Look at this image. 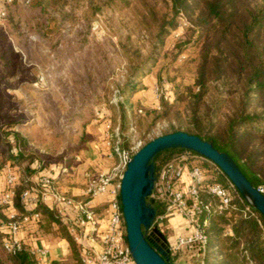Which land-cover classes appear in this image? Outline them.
<instances>
[{"label": "rangeland", "instance_id": "rangeland-1", "mask_svg": "<svg viewBox=\"0 0 264 264\" xmlns=\"http://www.w3.org/2000/svg\"><path fill=\"white\" fill-rule=\"evenodd\" d=\"M2 8L0 54L8 45L12 74L6 76L0 60V92L11 96L10 114L19 116L14 130L24 138L22 161H16L21 174H28L27 164L39 166L58 175L64 188L69 179H83V189L85 171L108 169L114 162L94 157V146L110 150L100 111L119 122L125 147L191 128L199 43L184 13L158 42L159 27L171 17V0H14ZM220 88L210 82L199 114L210 110ZM117 93L121 98L115 102ZM197 157L194 163L213 179V167ZM167 223L160 230L171 239L177 230ZM170 256L172 264H198L186 250Z\"/></svg>", "mask_w": 264, "mask_h": 264}, {"label": "trees", "instance_id": "trees-1", "mask_svg": "<svg viewBox=\"0 0 264 264\" xmlns=\"http://www.w3.org/2000/svg\"><path fill=\"white\" fill-rule=\"evenodd\" d=\"M180 13H184L195 28V41L199 43L193 82L197 90L193 92L190 88L194 99L188 114L191 128L182 131L210 140L215 148L233 158L255 187L264 185V0H171V17L156 34L159 43L176 28ZM6 48L0 60L6 76H10V50L8 45ZM210 82H218L221 88L210 110L199 114V102ZM12 101L11 96L0 92V111L3 106L6 108L0 112V156L10 157V160L0 159V167L8 161L18 165L16 161L20 163L22 160L18 158L24 155L20 146L24 138L14 130L19 116L9 111ZM224 105L225 111H222ZM183 153L198 158L194 152L181 148L164 150L154 159L155 173L164 163ZM202 160L213 167L215 174L206 182L223 183L232 190L234 197L220 212L205 214L209 220L205 227V247L185 250L196 256L198 264H264V217L244 200L215 164ZM25 170L28 174H21L17 187L16 205L20 209L18 196L32 183L38 168H29L27 164ZM154 206L157 215L160 214L162 207L157 200ZM34 210L41 213V221L42 218L46 220L48 229L51 228L49 223L55 222L58 235L69 242L72 262L56 264H81L79 247L54 210L44 205ZM157 228L162 229L161 226ZM0 246V264H38L28 246H23L16 254L5 252L1 232ZM169 261L172 263L171 256Z\"/></svg>", "mask_w": 264, "mask_h": 264}, {"label": "built area", "instance_id": "built-area-1", "mask_svg": "<svg viewBox=\"0 0 264 264\" xmlns=\"http://www.w3.org/2000/svg\"><path fill=\"white\" fill-rule=\"evenodd\" d=\"M13 1L0 0V18L5 15L2 5ZM115 97L121 98V95H114L117 102ZM96 115L103 119V139L110 149L107 156L114 162L109 169L89 177L81 198L63 190L57 183L58 175L37 170L32 183L18 196L20 209L16 205L20 168L10 161L0 167V232L5 252L16 254L26 246L20 232L40 222L41 213L34 209L44 205L54 210L55 216L67 227L79 247L81 264H135L127 243L119 188L122 173L140 146L124 147L119 122L114 124L101 111ZM194 162L193 156L183 153L164 163L155 173L151 197L160 203L162 212L156 213L153 224L162 227L174 215L180 218L182 226L173 238H167L170 254L185 249H203L207 241L205 227L209 221L205 214L220 212L234 197L232 190L224 184L206 182V170ZM257 189L264 194V185ZM99 198L103 200V213H98L95 208ZM29 249L38 264L46 260L45 247Z\"/></svg>", "mask_w": 264, "mask_h": 264}, {"label": "water", "instance_id": "water-1", "mask_svg": "<svg viewBox=\"0 0 264 264\" xmlns=\"http://www.w3.org/2000/svg\"><path fill=\"white\" fill-rule=\"evenodd\" d=\"M181 148L215 164L244 200L264 217V194L242 172L233 158L210 140L182 130L158 135L131 156L120 180V201L127 243L135 264H172L167 238L153 224L156 216L151 197L155 181V157L164 150Z\"/></svg>", "mask_w": 264, "mask_h": 264}, {"label": "crops", "instance_id": "crops-1", "mask_svg": "<svg viewBox=\"0 0 264 264\" xmlns=\"http://www.w3.org/2000/svg\"><path fill=\"white\" fill-rule=\"evenodd\" d=\"M96 147V155L95 160L103 158V156L108 157L106 152L100 151L97 146ZM110 158V157H108ZM95 160H93L95 162ZM111 161V160H110ZM96 163V162H95ZM112 164V161L111 163ZM109 164V165H110ZM112 165H110L111 167ZM109 167V168H110ZM108 168V169H109ZM106 170L105 168L96 169L94 172L85 171L83 173L84 181L89 179V177H95L98 172ZM34 176V175H33ZM81 180L78 179H69L70 185L68 188H64V186L60 185L59 178L57 179L58 185L65 190L68 194L74 196L75 198H81L82 188H80L79 183ZM102 198H99L95 202V208L98 213H103V202ZM45 218V217H44ZM180 218L178 216H170L167 220V225L170 228H174L177 232L181 229ZM46 220L42 218L37 224H31L27 226L24 230L20 232V236L24 239L26 246L29 248L36 247H45L47 249V258L43 261L42 264H56L59 262H72V254L69 246V242L58 235L57 225L55 222H50L51 228L48 229L45 224Z\"/></svg>", "mask_w": 264, "mask_h": 264}]
</instances>
